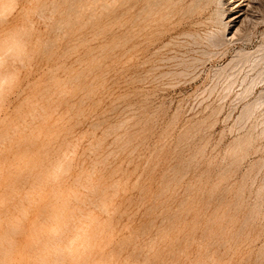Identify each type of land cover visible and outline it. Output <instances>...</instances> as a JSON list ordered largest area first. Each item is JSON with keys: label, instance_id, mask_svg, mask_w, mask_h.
Returning a JSON list of instances; mask_svg holds the SVG:
<instances>
[{"label": "rangeland", "instance_id": "rangeland-1", "mask_svg": "<svg viewBox=\"0 0 264 264\" xmlns=\"http://www.w3.org/2000/svg\"><path fill=\"white\" fill-rule=\"evenodd\" d=\"M219 1L0 0L8 243L69 192L107 264H264V0Z\"/></svg>", "mask_w": 264, "mask_h": 264}, {"label": "bare ground", "instance_id": "bare-ground-1", "mask_svg": "<svg viewBox=\"0 0 264 264\" xmlns=\"http://www.w3.org/2000/svg\"><path fill=\"white\" fill-rule=\"evenodd\" d=\"M226 1H228V0H226ZM245 2H247V3L245 4ZM227 3L228 4L230 3V5L232 6L231 9H229V10L227 9L230 12V14H232V15H229V17L226 16L228 11L225 9L226 6H225L224 1L220 0L218 2V5L216 6L218 17L215 18V16H214L215 19L213 18L214 20H212V21H215L213 24L217 25V27H222V28L226 29V31H224V32L228 33V35H231L233 37L234 35H236L235 33L238 32V30L240 29V25L242 24V22L245 19H247L250 12L252 11V9H249L251 2H250V0H230ZM211 4H212V2H211ZM239 31H241V30H239ZM246 57L247 56H245L244 58H246ZM247 110H249V112H250V108ZM46 174H48V173H46ZM260 183H261V181H260ZM89 184L91 185V183H89ZM86 187H88V184ZM36 188H37V186H36ZM34 189H35V187H34ZM84 189H86V188H84ZM96 189H98V188H96ZM89 190L90 189H88V191ZM91 190H94V189H91ZM91 190H90V192H91ZM99 191L102 192V190H100V189H99ZM96 192H98V191H96ZM96 192L94 194H96ZM33 193H34V191H33ZM102 193H101V196H102ZM29 194H32V193H29ZM81 194H83V192ZM104 194L105 193H103V196H104ZM50 195L52 196V194H50ZM57 196H58V194H57ZM94 196H96V195H94ZM72 197L75 198L77 201H81L76 196L75 197L72 196ZM72 197H71V193L66 192L65 195H63L62 200H59L53 204H50L48 209H47L48 210V217L45 219H42L39 221L36 218L31 219L32 218L31 216H30L31 218L28 217V219L29 218L31 219V220L29 219V222H28L29 223L28 225L30 226V230L28 231V233H24L25 230L23 233L20 231L22 234L16 233L18 230H20L19 225H18L19 222L17 221L18 224H15L14 222L16 220H18L19 218L15 217V220H14L11 217V219L14 221H11L13 223H11L9 221L12 225L11 226L9 225L10 227H9L8 232H10L12 234L16 233L17 234L16 237H18V234H19V236H21L22 239H18V240L15 239L16 240L15 242H17V243L12 244V243H8L9 242L8 240L10 237L8 238V236H6L5 234L0 235V244L3 245L5 242H7L6 245L10 246L8 248L5 247V248L0 249V264H107L105 262V260L98 259L101 255L98 258L96 257V254L100 253V251L102 250L101 249V245H102L101 239L102 238L100 239V237H99V234H101V232H102V229H101L102 228L101 227L102 222L99 221L100 218L97 219L95 217V215H93L91 213L94 210L93 211L91 210V212H88L85 210H81V208H83V206L81 207V205H80V207H81L80 209L69 206L68 201ZM106 197H103V198H106ZM24 198L26 200L28 198V196H27V198L26 197H24ZM100 198H102V197H100ZM92 200H93V198H92ZM96 200H98V199H96ZM100 200H101V202L99 201L100 205L105 210L107 203H106L105 199H100ZM77 201H75V202H77ZM81 202H78V203L81 204ZM96 202H94L95 205H96ZM24 203H25V201H24ZM91 203H93V202H91ZM20 204H21V202H20ZM22 204H23V202H22ZM26 204L28 205V202H26L25 205ZM100 205L98 203V207ZM18 206H19V204H18ZM34 206H36V205H34ZM40 206H43V204ZM85 206H86V204H85ZM25 207H27V206H25ZM31 208H32V206H31ZM23 209H24V207H23ZM29 209H30V205H29ZM34 209L36 210V208H34ZM106 210H107V208H106ZM13 213H15V212H13ZM34 213H35V211H34ZM26 214H27V212H26ZM26 214H21V216L26 215ZM31 215H32V212H31ZM9 217H10V214H9ZM7 227H8V225H7ZM70 229H73V231L71 232L72 233L71 236H67L66 238H64L65 237L64 235L68 231H70ZM5 233H6V231H5ZM48 244H50V245L48 246Z\"/></svg>", "mask_w": 264, "mask_h": 264}]
</instances>
